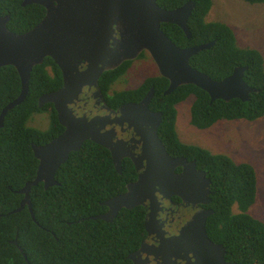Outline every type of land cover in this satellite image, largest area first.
I'll use <instances>...</instances> for the list:
<instances>
[{
    "label": "trees",
    "instance_id": "16d2710c",
    "mask_svg": "<svg viewBox=\"0 0 264 264\" xmlns=\"http://www.w3.org/2000/svg\"><path fill=\"white\" fill-rule=\"evenodd\" d=\"M24 0H0V16L10 15L7 27L18 34L35 27L45 16L39 4L23 6ZM166 9H174L189 0H157ZM196 3L189 18L191 37L177 24L164 22L162 29L180 47L188 48L215 41L190 58V64L214 80H222L237 66H246V83L254 89L249 101L216 99L194 84L179 86L165 94L169 80L158 72L136 88L110 92L114 83L127 73L132 61L114 70L104 71L99 87L109 104L118 106L140 101L155 88L150 108L163 113L159 135L173 156L195 159L199 169L212 180L215 213L208 217L210 238L226 248V259L236 264H264V222L248 213L257 198V175L249 163H236L230 156L180 140L176 122L177 105L193 96L190 123L208 129L222 119L256 120L264 116V55L260 47H241L234 29L227 23L207 21L213 0ZM264 3V0H244ZM150 56L143 52L139 58ZM151 57V56H150ZM152 59V58H151ZM63 74L52 57L34 66L25 100L10 109L0 127V264H130L128 255L137 249L147 234L148 207L123 208L112 222L92 219L108 208L102 203L126 190L137 179L134 164L124 159L123 171L115 168L109 149L86 141L56 172L59 185L32 187L31 203L20 207L24 194L18 191L36 177L39 160L32 143L46 144L64 130L52 102L39 106L41 95L58 90ZM22 90L17 69L0 68V114ZM49 112L52 123L46 129L28 125L35 113ZM233 207L239 211L236 212ZM17 239L21 251L13 241ZM28 257V261L24 257Z\"/></svg>",
    "mask_w": 264,
    "mask_h": 264
},
{
    "label": "water",
    "instance_id": "95a60500",
    "mask_svg": "<svg viewBox=\"0 0 264 264\" xmlns=\"http://www.w3.org/2000/svg\"><path fill=\"white\" fill-rule=\"evenodd\" d=\"M39 4L45 7L44 18L29 31L18 34L7 27L10 15L0 16V68L14 66L21 78L22 90L19 96L7 104L0 114V127L8 111L21 104L28 95L30 76L34 66L42 64L46 57H52L63 74V85L56 91L40 96L39 106L52 102L64 130L46 144L32 143L39 160L36 177L26 182L18 192L24 194L20 211L31 203V190L40 183L48 189L59 185L56 179L58 168L65 163L71 152L81 149L91 139L109 149L115 168L122 173V161L130 155L133 145L115 142L112 130L102 133L108 124L129 123L145 142L143 158L135 160L140 171L136 180L127 184L126 190L102 204L108 210L92 219L112 222L123 209H132L147 203L146 230L157 222L161 209L160 197L168 199L178 195L185 200L197 202L211 192L212 180L206 172L197 168L195 160L184 156H172L158 136L163 113L150 108L155 88L138 102L122 104L115 117L111 114L98 115L91 119L77 116L70 106L78 99L85 86L99 85L104 71L113 70L126 61L138 58L148 52L160 75L169 80L165 94L179 86L194 84L205 90L212 99L239 98L249 101L254 91L244 80L246 66H237L233 73L222 80H214L207 73L194 68L190 58L201 50L211 48L215 41L182 48L162 29V23L179 25L191 37L189 18L196 3L189 0L184 5L166 9L157 0H24L23 6ZM86 64V68L82 65ZM151 125V127H149ZM112 136V137H111ZM144 159L147 165L144 166ZM182 167L178 173L176 169ZM144 170L141 172V170ZM203 186L201 187V183ZM211 210L199 211L180 231L167 238L168 243H177L176 249L193 252L200 264H236L225 257L226 248L214 242L207 230V219ZM18 245L17 239L13 241ZM25 259L28 257L24 253Z\"/></svg>",
    "mask_w": 264,
    "mask_h": 264
},
{
    "label": "rangeland",
    "instance_id": "374dc122",
    "mask_svg": "<svg viewBox=\"0 0 264 264\" xmlns=\"http://www.w3.org/2000/svg\"><path fill=\"white\" fill-rule=\"evenodd\" d=\"M206 20L229 24L241 47H260L264 55V3L213 0ZM138 58L132 60L127 73L114 83L111 93L139 87L147 77L157 75L158 69L150 56ZM193 100L190 96L177 105L176 128L180 140L228 155L238 164H251L257 175V198L248 213L264 222V116L256 120L222 119L215 129L200 130L190 123ZM51 123L50 111L35 113L28 121L29 126L40 129L48 128Z\"/></svg>",
    "mask_w": 264,
    "mask_h": 264
},
{
    "label": "flooded vegetation",
    "instance_id": "af4514ba",
    "mask_svg": "<svg viewBox=\"0 0 264 264\" xmlns=\"http://www.w3.org/2000/svg\"><path fill=\"white\" fill-rule=\"evenodd\" d=\"M86 66L87 65L84 64L82 65V68H86ZM74 102L75 103L70 105L73 108L74 113L77 116H82L88 119H91L98 115L108 114H111L113 117H115L119 107L122 105L121 104L117 106L114 103L111 106L106 100L99 85L97 87H89L88 85L85 86L82 92L79 94L78 99H76ZM149 127H151V125H149ZM108 130L113 131V140L115 142L120 141L122 143H128L134 146V148L130 151L131 157H124L123 160H131L136 169L135 160L144 157V138L136 133L134 127H131L127 122L123 124L116 122L110 123L104 129H102V133H105ZM158 136L162 140L159 135V131ZM89 140L93 141L91 139H88L86 141ZM187 159L189 161L195 160L188 157ZM146 165L147 159H144V166ZM143 170L144 168L141 170V172ZM199 170L204 171L202 169ZM182 171V167H178L176 169V172L178 173ZM136 172L138 177L140 171L136 170ZM206 177L209 178L207 176V173ZM202 186L203 184L201 183V187ZM213 193L214 192L211 188V192H209L203 200L197 202L185 200L183 197H180L178 195H172L168 199L160 197L159 199L161 201L162 208L158 210V213L156 215L155 220L157 222H155V224H152L151 232H147L146 230L147 234L143 238L141 245L137 249L129 253L128 258L130 260V264H200L193 252H183L177 250V243L169 244L167 238L179 235L183 226L186 225L197 213H199V211L211 210L212 214L215 213V209L212 207ZM141 205H147V203ZM233 208L236 212L239 211L236 207Z\"/></svg>",
    "mask_w": 264,
    "mask_h": 264
},
{
    "label": "crops",
    "instance_id": "0c3cea01",
    "mask_svg": "<svg viewBox=\"0 0 264 264\" xmlns=\"http://www.w3.org/2000/svg\"><path fill=\"white\" fill-rule=\"evenodd\" d=\"M216 124H214L213 126H212V129H215V128H213L214 126H215ZM211 128V127H210ZM214 153V152H213ZM232 158V157H231ZM233 159V158H232Z\"/></svg>",
    "mask_w": 264,
    "mask_h": 264
}]
</instances>
